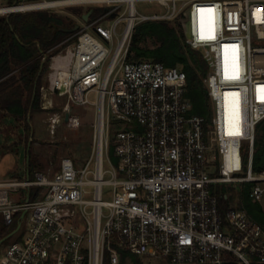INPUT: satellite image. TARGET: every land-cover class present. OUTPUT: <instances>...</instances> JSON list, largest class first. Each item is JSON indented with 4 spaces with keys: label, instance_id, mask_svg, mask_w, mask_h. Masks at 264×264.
Returning <instances> with one entry per match:
<instances>
[{
    "label": "built area",
    "instance_id": "1",
    "mask_svg": "<svg viewBox=\"0 0 264 264\" xmlns=\"http://www.w3.org/2000/svg\"><path fill=\"white\" fill-rule=\"evenodd\" d=\"M43 1L54 4L36 8L102 5L72 42L42 53L50 131L67 113V125L80 126L73 106H94L92 151L83 167L64 156L54 172L0 177L4 222L21 213L0 264H263V226L219 185L251 183V199L264 203V168L254 169L264 120V0ZM143 1L164 12H140ZM148 20L177 24L204 55L210 117L192 113L182 67L129 60L133 32ZM56 97L64 98L59 110ZM26 188V200L10 197Z\"/></svg>",
    "mask_w": 264,
    "mask_h": 264
},
{
    "label": "trees",
    "instance_id": "2",
    "mask_svg": "<svg viewBox=\"0 0 264 264\" xmlns=\"http://www.w3.org/2000/svg\"><path fill=\"white\" fill-rule=\"evenodd\" d=\"M22 3V0H5L4 5ZM71 10L74 14L82 13L81 7H71ZM99 11L101 10L99 9L98 13ZM93 13L91 18L96 15ZM67 21L71 23L73 19L49 9L14 11L0 15V113H8L17 121L24 122L27 135L31 132L28 114L41 109L40 86L46 68V62L42 61V53L57 46L74 33L63 30L67 27ZM66 44L67 42H64L61 47ZM61 47L55 48V51ZM128 58L132 61L152 59L167 66L182 67L187 74V97L193 105L192 113L210 117L209 92L203 81L208 71L207 61L199 51L191 47L184 31L177 24L166 20L139 23L132 35ZM35 168L36 163L31 156L29 159L31 178L34 177ZM263 168L264 120L257 127L254 151L255 171ZM250 187L251 183H246L241 191L240 207L245 208L264 228V203L251 199ZM37 191L38 187H33V192ZM20 216L21 213H17L13 222L7 225L1 215L0 239L17 227ZM13 238V236L8 238L4 244Z\"/></svg>",
    "mask_w": 264,
    "mask_h": 264
},
{
    "label": "rangeland",
    "instance_id": "3",
    "mask_svg": "<svg viewBox=\"0 0 264 264\" xmlns=\"http://www.w3.org/2000/svg\"><path fill=\"white\" fill-rule=\"evenodd\" d=\"M44 2L43 0H22L23 3L31 2ZM5 0H0V6H5ZM71 7H81V14H74ZM101 4H85V5H71V6H60L54 8H35L19 10L22 12L36 10V9H49L57 11L60 14L67 15L73 19V22L67 21L66 24H70L73 27L75 22H79L80 25H85L86 21L82 15L87 13L91 9L95 10L93 14L98 13ZM137 9L145 14H154L164 12V8L157 2L143 1L137 3ZM97 10V11H96ZM8 12L0 13L5 15ZM92 15V14H91ZM92 17V18H95ZM103 24L109 25L107 22ZM123 27V26H122ZM120 26L119 30H122ZM74 34V33H73ZM67 37L63 42L70 43L73 40V36ZM117 38H114L116 44ZM198 51V50H197ZM200 52V51H199ZM201 53V52H200ZM50 54V53H49ZM202 54V53H201ZM203 55V54H202ZM204 57V55H203ZM205 58V57H204ZM206 60V59H205ZM43 61V60H42ZM110 57L106 63L105 68L108 66ZM208 64V63H207ZM49 63L46 61V68L42 74V84L47 81V75L49 72ZM209 67V66H208ZM95 93H91V99H95ZM55 109H60L64 103V98L56 97ZM41 93H40V104H41ZM72 112L80 116L81 125L78 127H69L65 120H62L57 126L55 133L50 131L48 117L51 114L47 110L41 109L30 112L27 120L31 127V132L27 135V130L24 122L17 121L14 116L8 113H0V177L4 180L10 179L17 175L22 169L29 168L28 154L32 156L36 163V170H44L48 172L56 171L60 166V161L64 156H70L75 160L77 167H83L89 160L92 151V142L94 127L93 123L95 120L94 106H90V109L83 106H73ZM225 113L226 119L230 117L229 110ZM230 130L226 128V132ZM262 132V131H261ZM260 132V134H261ZM115 160V159H114ZM93 167V164H92ZM34 169V166L31 168ZM246 183H233V184H222L219 185V189L222 193H228L230 196V202L236 206H242L241 191L243 190ZM28 195V189H20L10 191V197L14 200L21 201L26 200ZM23 197V198H22ZM92 198L93 195L88 196ZM1 219V215H0ZM11 233V232H10ZM8 235V234H7ZM5 235V236H7ZM4 236V237H5ZM3 238V237H2ZM4 242L1 245L0 251L4 246ZM135 260H142L141 256H136Z\"/></svg>",
    "mask_w": 264,
    "mask_h": 264
},
{
    "label": "water",
    "instance_id": "4",
    "mask_svg": "<svg viewBox=\"0 0 264 264\" xmlns=\"http://www.w3.org/2000/svg\"><path fill=\"white\" fill-rule=\"evenodd\" d=\"M18 5L15 4L13 6H8V7L11 8V7H16ZM14 11H19V10L11 9L10 11H7V12L8 13H11V12H14ZM92 12H93V9H91L87 13H84L82 15L83 19L85 21H88L89 18H90V16H91V14H92ZM80 26L81 25H80L79 22H75L74 25H73V27H71V28L65 27V28H63V30L68 31V32H75V31H77L80 28ZM68 117H69V113L66 114L65 120H68ZM29 159H30V155L28 154V160ZM24 214H25V212L22 214V218H23ZM20 227H21V221L18 223L17 227L11 233H9L7 236H5V237H3V238L0 239V248H1V245L3 244V242L5 240H7L8 238L12 237L13 235H15L19 231Z\"/></svg>",
    "mask_w": 264,
    "mask_h": 264
},
{
    "label": "bare ground",
    "instance_id": "5",
    "mask_svg": "<svg viewBox=\"0 0 264 264\" xmlns=\"http://www.w3.org/2000/svg\"><path fill=\"white\" fill-rule=\"evenodd\" d=\"M55 3L58 4V2H55ZM50 4H54V3L50 1H44V2L41 1V2L22 3L16 7H11V8H9L8 6H0V13L10 11L11 9L25 10V9H31V8L41 7V6H47Z\"/></svg>",
    "mask_w": 264,
    "mask_h": 264
},
{
    "label": "crops",
    "instance_id": "6",
    "mask_svg": "<svg viewBox=\"0 0 264 264\" xmlns=\"http://www.w3.org/2000/svg\"><path fill=\"white\" fill-rule=\"evenodd\" d=\"M27 171V168H26V170L25 169H22L20 172H18L17 174H20V173H22V172H26Z\"/></svg>",
    "mask_w": 264,
    "mask_h": 264
},
{
    "label": "flooded vegetation",
    "instance_id": "7",
    "mask_svg": "<svg viewBox=\"0 0 264 264\" xmlns=\"http://www.w3.org/2000/svg\"><path fill=\"white\" fill-rule=\"evenodd\" d=\"M66 23H67V22H66ZM68 25H70V24H69V23L67 24V28H71L72 25H71V26H68ZM67 32H68V31H67Z\"/></svg>",
    "mask_w": 264,
    "mask_h": 264
},
{
    "label": "snow or ice",
    "instance_id": "8",
    "mask_svg": "<svg viewBox=\"0 0 264 264\" xmlns=\"http://www.w3.org/2000/svg\"><path fill=\"white\" fill-rule=\"evenodd\" d=\"M201 11H204L203 9ZM238 78V77H237Z\"/></svg>",
    "mask_w": 264,
    "mask_h": 264
}]
</instances>
